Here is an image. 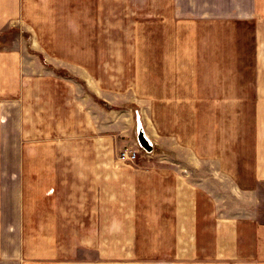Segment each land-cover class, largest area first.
<instances>
[{
    "label": "crops",
    "instance_id": "0c3cea01",
    "mask_svg": "<svg viewBox=\"0 0 264 264\" xmlns=\"http://www.w3.org/2000/svg\"><path fill=\"white\" fill-rule=\"evenodd\" d=\"M75 4L0 0V36L73 26ZM83 14L138 30L147 52L130 60L157 80L128 104L162 124L139 116L150 153L132 133L108 148L99 105L76 148L73 81L25 44L0 48V264H264V0H83Z\"/></svg>",
    "mask_w": 264,
    "mask_h": 264
},
{
    "label": "rangeland",
    "instance_id": "374dc122",
    "mask_svg": "<svg viewBox=\"0 0 264 264\" xmlns=\"http://www.w3.org/2000/svg\"><path fill=\"white\" fill-rule=\"evenodd\" d=\"M72 15L74 17L73 26L70 23L59 21L56 23L58 27L53 29L10 28L0 36V48L8 49L17 47L19 44L21 46L25 44L29 53L42 52L44 55L50 56L51 62L43 61L42 63L44 67L49 69H54V64H56L57 67L55 68L58 70L60 80L65 77L73 81L75 147L77 148L78 134H85L87 137L93 135L92 127L94 125L92 122L98 120L99 105L106 111L108 148L117 147L115 141L119 144L121 140L128 139L125 134L130 136L132 133L131 139L136 140L137 115L140 125L142 126L141 119H143L147 129L152 128L153 119H155L156 126H160L163 118L162 109H156L155 117L153 113H150L151 110H147L145 106L136 109L128 104L131 99V92H137L139 87L149 85L150 82L148 81L157 80L147 76H137L138 71L135 69L137 62L130 60L131 53L145 54L147 52L146 44H131L136 39V37L135 39L132 37L137 36L138 30L114 27V21L107 23L110 27L99 28L98 16L94 17L93 15L90 18V23L84 22L83 0H76L75 12L71 13ZM103 70H106V76L103 79L107 87V101H99L96 87L99 79L98 74L104 72ZM89 82H91L90 85ZM93 83L95 86L92 85ZM60 84L64 85L65 83ZM69 85H72V82ZM62 90L66 91V85L62 87ZM81 97L88 100L85 101L84 106L80 105L82 103ZM62 98L59 105L58 137L59 148L66 149L68 148L66 140L68 127L67 108L65 106L66 92L63 93ZM125 117L131 121L135 119L133 130V126H127L126 121L124 122L123 118ZM126 150L124 149V151ZM134 160L128 162L133 163Z\"/></svg>",
    "mask_w": 264,
    "mask_h": 264
},
{
    "label": "water",
    "instance_id": "95a60500",
    "mask_svg": "<svg viewBox=\"0 0 264 264\" xmlns=\"http://www.w3.org/2000/svg\"><path fill=\"white\" fill-rule=\"evenodd\" d=\"M136 141L138 146L147 153L152 151V142L145 134L142 126L140 125L139 119H137L136 126Z\"/></svg>",
    "mask_w": 264,
    "mask_h": 264
},
{
    "label": "built area",
    "instance_id": "2783aa9c",
    "mask_svg": "<svg viewBox=\"0 0 264 264\" xmlns=\"http://www.w3.org/2000/svg\"><path fill=\"white\" fill-rule=\"evenodd\" d=\"M121 158L126 161H133L136 158V154L126 150L121 153Z\"/></svg>",
    "mask_w": 264,
    "mask_h": 264
}]
</instances>
